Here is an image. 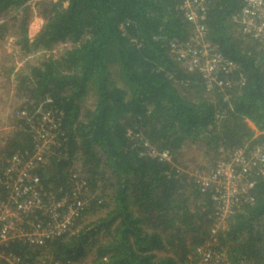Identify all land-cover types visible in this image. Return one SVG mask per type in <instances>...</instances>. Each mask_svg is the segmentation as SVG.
<instances>
[{
  "label": "trees",
  "instance_id": "trees-1",
  "mask_svg": "<svg viewBox=\"0 0 264 264\" xmlns=\"http://www.w3.org/2000/svg\"><path fill=\"white\" fill-rule=\"evenodd\" d=\"M29 1L0 0V19ZM182 1L59 0L46 10L33 40L27 20L20 24L24 55L72 43L57 56L29 58L17 72L15 90L28 97L25 105L60 115L62 144L52 150L62 154L39 170L40 185L59 198L77 174L101 193L100 203L82 212L71 233L46 246L63 264H180L188 246L212 238L210 196L188 173L140 157L142 144L127 138L128 129L172 153L175 161L191 145L206 156L221 147L264 146V46L237 31L233 16L243 0H207L208 36L240 68L229 79H244L226 103L216 91L211 98L202 76L188 72L171 54V44L187 41L192 31ZM87 96L91 107L81 112ZM25 128L10 132L7 158L31 151L33 138ZM253 195L254 202L242 205L218 235L233 264L242 259L264 264V181ZM12 247L25 259L33 256L20 245ZM161 250L174 255L155 253Z\"/></svg>",
  "mask_w": 264,
  "mask_h": 264
},
{
  "label": "built area",
  "instance_id": "built-area-1",
  "mask_svg": "<svg viewBox=\"0 0 264 264\" xmlns=\"http://www.w3.org/2000/svg\"><path fill=\"white\" fill-rule=\"evenodd\" d=\"M180 9L192 31L187 41L171 44V54L188 72L202 76L207 92L216 91L223 96V102H229L234 87H241L244 79L242 76L237 82L229 79L240 68L208 36L207 0H183ZM233 21L242 36L264 46V0H243ZM46 101L50 102L49 98ZM222 118L221 113L216 115V119ZM59 122L60 115L56 112L42 105L36 108L32 103L24 104L22 109L12 112L9 129L21 131L24 127L26 131L27 127L33 138L31 151L16 152L7 158V139L0 135V264H63L51 256L46 246L71 233L76 219L88 206L89 185L77 174L72 175L73 185L59 198L43 191L40 185L39 170L46 167L51 157L62 154L52 150V146L62 144ZM126 136L142 144L140 157L165 163L174 158L134 130L128 129ZM218 154L213 168L189 173L200 191L209 194L214 202L212 238L227 227L242 205L254 202L253 190L259 181H264V146H255L250 151L221 147ZM13 245L22 246L33 256L25 259L17 255ZM182 264L233 263L228 249H214L205 242L197 245L193 255ZM236 264L254 263L242 259Z\"/></svg>",
  "mask_w": 264,
  "mask_h": 264
},
{
  "label": "rangeland",
  "instance_id": "rangeland-1",
  "mask_svg": "<svg viewBox=\"0 0 264 264\" xmlns=\"http://www.w3.org/2000/svg\"><path fill=\"white\" fill-rule=\"evenodd\" d=\"M57 1L59 0H30L25 4L23 8L19 10H10L0 19V26L5 25V29H0V135L5 137L8 141L11 138L9 137V134L11 132V130L9 129L11 114L13 111L22 109L21 106L26 103V98H28L24 93L15 90L17 72L22 71V68H25V62L29 58L36 60L41 56H49L51 54L53 56H57L61 53V51L67 49L72 45V43L70 42L55 43L51 45L50 49L38 50L37 53H34L31 56L24 55L20 51L22 46V44L19 42V37L21 34V32L19 33L21 22L27 20L26 27L28 37L30 40H33V38L37 35V33H39L42 26L45 24V21L47 19L46 10L49 9ZM237 31H239L238 28ZM240 35L242 34L240 33ZM7 79H10L12 85H8ZM207 94L211 98L214 96L213 92H207ZM85 98L86 99L81 104V112H84L89 106L91 107L92 104V99L90 96H87ZM249 125L250 127L253 126L252 129L256 131V133H260L257 131V128L250 122ZM218 156V152H213L211 156H206L204 150L200 146L191 145L182 151L181 156H176L177 161L172 160L167 164H170L171 168L175 169L179 174H189L191 172V175L194 174L197 170H208L211 167L213 168V165L218 160ZM73 172L75 173L74 170ZM88 188L89 190L87 191V193L90 192V194L89 203L86 209H88L92 203L99 204L100 202L98 201V197H95L94 194L96 193L97 196L101 194L96 192L97 190L93 189L90 185L88 186ZM211 202L212 204H214L212 199ZM190 208L193 209L192 203L190 205ZM104 214L105 211L99 214V216L103 217ZM213 214L214 209L213 212L210 213L211 218ZM96 217L97 216L90 217L89 219L91 221L96 220ZM87 222L90 223L89 221ZM226 228L223 229V231H225ZM218 235L213 238L204 240L203 242H201V244L204 245L205 242H208L214 249L226 248L229 250V246L223 247L217 243ZM196 246L190 245L187 247V249L190 250L186 256L187 259L189 255H193L194 248ZM155 253L162 257L174 255V251L167 250H161ZM87 261L88 259L86 260V262ZM69 263L73 264L71 262ZM180 264H182V261Z\"/></svg>",
  "mask_w": 264,
  "mask_h": 264
}]
</instances>
